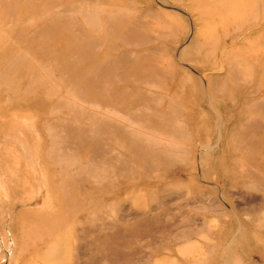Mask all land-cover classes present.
<instances>
[{
  "label": "rangeland",
  "instance_id": "1",
  "mask_svg": "<svg viewBox=\"0 0 264 264\" xmlns=\"http://www.w3.org/2000/svg\"><path fill=\"white\" fill-rule=\"evenodd\" d=\"M5 1L0 264H264V0Z\"/></svg>",
  "mask_w": 264,
  "mask_h": 264
},
{
  "label": "bare ground",
  "instance_id": "2",
  "mask_svg": "<svg viewBox=\"0 0 264 264\" xmlns=\"http://www.w3.org/2000/svg\"><path fill=\"white\" fill-rule=\"evenodd\" d=\"M13 1H19V0H13ZM3 2H4V4H5V6H3V8L4 9H6L7 8V6H6V3L7 4H10V1L9 2H7V1H5V0H3ZM6 2V3H5ZM11 5V4H10ZM14 5H16V3L14 2V3H12V5H11V7H13L14 8ZM16 10H19V9H16Z\"/></svg>",
  "mask_w": 264,
  "mask_h": 264
}]
</instances>
